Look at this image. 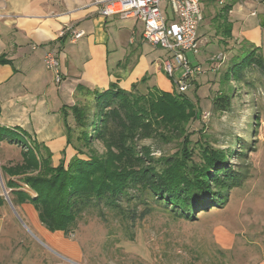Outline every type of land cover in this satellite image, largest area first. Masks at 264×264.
<instances>
[{
	"label": "rangeland",
	"instance_id": "374dc122",
	"mask_svg": "<svg viewBox=\"0 0 264 264\" xmlns=\"http://www.w3.org/2000/svg\"><path fill=\"white\" fill-rule=\"evenodd\" d=\"M204 8L205 19L199 36L207 44L200 55L189 54L190 61L200 63L204 73L198 84L189 85L184 92L198 105L203 116L188 126V132L192 133L189 148L195 163L202 162L206 144L227 152L228 162L219 168L221 171L229 169L226 173L231 177L236 173L240 183L237 187L232 184L228 190L223 187L217 190H225L223 206L198 209L189 219L145 191L132 189L116 211L105 206L91 209L79 219L74 231L65 235L68 241L78 245L73 247L81 253V258H74L44 238L36 226L42 223L34 207L26 204L28 207L13 206V209L10 206L0 180V195L7 202L0 207V221L3 222L0 264H264V72L251 67L243 81L236 82L232 78L230 110L212 112L213 98L221 89L228 69L253 48L259 49L257 56L264 57V0H246L234 5L227 15L233 32L231 38L226 39L213 20L217 14L223 15L225 7L214 3L209 6L205 2ZM112 19L119 25L134 22L119 17ZM223 21L224 18L219 21L222 29ZM146 44L152 61L162 65L168 53ZM152 69L154 71L155 65ZM161 74L167 81L156 80L158 88L180 93L173 79L164 72ZM181 75L182 71L177 72L176 78ZM147 85H141L138 93L146 95L154 91ZM94 102L91 100L87 105L92 106ZM207 113H210L208 117ZM95 115L96 112L91 113L92 118ZM72 127L76 128L74 122ZM74 133L77 137L80 129L76 128ZM181 143L182 140L177 139L166 143L162 139L148 138L139 142V149L143 152V148L150 149L151 157L160 160L178 152ZM88 152L100 157L106 154V148L96 141ZM19 162V149L0 145V168ZM0 177L3 180L2 174ZM7 193L9 196L10 191Z\"/></svg>",
	"mask_w": 264,
	"mask_h": 264
},
{
	"label": "trees",
	"instance_id": "16d2710c",
	"mask_svg": "<svg viewBox=\"0 0 264 264\" xmlns=\"http://www.w3.org/2000/svg\"><path fill=\"white\" fill-rule=\"evenodd\" d=\"M206 2L209 6L213 4ZM236 4L235 0L223 9V15L217 14L213 19L214 23H218V32L224 39L231 38L233 28L227 15ZM222 18L225 20L223 29L219 24ZM244 49L242 52L247 48ZM258 52V48L246 52V56L224 74L221 89L213 98L212 112L230 110L232 78L236 82L243 81L251 67L264 72V57L257 56ZM215 62L212 61V64ZM0 63L10 64L7 60ZM198 81L199 78L191 84H198ZM146 82L145 77L130 92L123 90L118 83H112L104 91H87V95L95 101L92 106L81 102L63 107L68 145L77 151V156L68 165L62 161L55 167L52 153L45 145L38 143L21 127L0 124V145L8 144L19 149L21 156V162L4 164L0 168L13 206L32 205L48 231L63 232L66 236L74 231L79 219L91 209L105 206L116 211L132 189L145 191L189 219L198 209L223 206L226 202L224 191L234 183L233 187H237L240 182L236 173L231 177L226 173L229 169L221 171L219 168L228 162L227 152L206 144L202 162L193 161L189 148L192 133L188 132V126L202 116L198 105L184 92L154 89L149 94H139V85ZM92 112H96L93 118ZM71 116L76 128L80 129L77 137L74 133L76 128L69 123ZM148 138L162 139L166 143L182 140V146L173 156L155 160L150 149L143 148L144 152L139 149V142ZM96 141L105 146L104 156L88 152ZM221 187L226 189L217 192ZM6 203L0 195V207Z\"/></svg>",
	"mask_w": 264,
	"mask_h": 264
},
{
	"label": "crops",
	"instance_id": "0c3cea01",
	"mask_svg": "<svg viewBox=\"0 0 264 264\" xmlns=\"http://www.w3.org/2000/svg\"><path fill=\"white\" fill-rule=\"evenodd\" d=\"M103 1L0 0V61L10 62L0 63V124L21 127L45 145L55 167L62 161L68 165L77 156L68 145L63 107L87 104L93 100L87 91H104L112 83L130 92L146 77L148 87L163 91L156 83L167 81L161 74L162 65L152 61L143 40V24L134 20L119 25L112 17H104L98 4ZM162 10L172 15L167 5ZM71 28L83 31L84 37L73 42L67 34L61 39L63 32ZM51 50L59 55L61 84L45 66L46 54ZM73 122L71 116V126ZM41 225L36 223L48 242L65 255L81 258L73 247L78 245L68 241L63 232L52 233Z\"/></svg>",
	"mask_w": 264,
	"mask_h": 264
},
{
	"label": "built area",
	"instance_id": "2783aa9c",
	"mask_svg": "<svg viewBox=\"0 0 264 264\" xmlns=\"http://www.w3.org/2000/svg\"><path fill=\"white\" fill-rule=\"evenodd\" d=\"M211 1L224 8L235 0H106L101 5L100 14L104 17H119L133 19L143 24V40L152 46L159 47L168 53L163 60L162 69L173 79L179 92H186L191 83H194L204 73L200 63H192L189 54L200 55L207 42L199 36V28L205 19L204 5ZM243 4L246 0H236ZM167 5L172 15H166L162 10ZM253 15H256L253 14ZM70 34L73 42L83 38L85 33L71 28L63 32V36ZM220 59V56L217 57ZM216 58V59H217ZM45 66L54 73L55 82L63 81L62 66L59 55L55 50L46 54ZM177 79V72H181ZM208 117L210 114H205ZM204 115V116H205Z\"/></svg>",
	"mask_w": 264,
	"mask_h": 264
},
{
	"label": "water",
	"instance_id": "95a60500",
	"mask_svg": "<svg viewBox=\"0 0 264 264\" xmlns=\"http://www.w3.org/2000/svg\"><path fill=\"white\" fill-rule=\"evenodd\" d=\"M0 176H1V170H0ZM0 180H1V184H2V186H3V192H4V195L6 196V199H7L8 203L10 204V206L14 209L13 204H12L11 201L9 200V196H8V193H7V190H6L5 184H4V182H3V180H2L1 177H0Z\"/></svg>",
	"mask_w": 264,
	"mask_h": 264
}]
</instances>
